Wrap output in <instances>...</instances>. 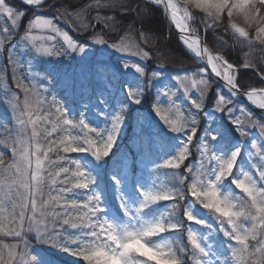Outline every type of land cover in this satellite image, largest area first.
I'll use <instances>...</instances> for the list:
<instances>
[{
	"label": "snow or ice",
	"instance_id": "snow-or-ice-1",
	"mask_svg": "<svg viewBox=\"0 0 264 264\" xmlns=\"http://www.w3.org/2000/svg\"><path fill=\"white\" fill-rule=\"evenodd\" d=\"M22 3L39 8L45 0H22ZM148 3L163 6L168 19L180 34V42L192 54L194 62L199 60L203 62L202 67L210 68L211 73L223 81L232 97H245L264 110V67L249 58V53L257 50V46L264 53V0H148ZM92 8L135 12L140 16L147 10V4L133 7L132 0H93L88 8L80 11L58 10L56 19L64 20L74 31L92 29L93 45H106L117 53H127L141 60L150 58L149 52L130 38L121 37L119 42H109L102 32H96L97 25L113 31L117 17L101 15L97 11L89 20ZM0 16L10 20L11 29H16L25 12L9 5L7 0H0ZM234 18L241 19L243 26ZM201 26L205 35L216 36L211 48L201 37ZM221 27L228 39L217 35ZM11 29H0V50H4L5 45L9 46L8 63L12 65L13 80L16 87L23 91L24 98L20 101L15 93H11L7 101L17 127L8 130L7 120L0 122V127L7 131V135L0 137V145L10 148L12 154L11 160L6 161L5 154L0 152V236L19 238L23 248L19 243L0 241V264H42L40 258L33 255L32 250L29 251L23 237L26 232H35L39 243L77 257L83 264H106L113 260L117 264H160L161 260L164 264H264V124H258L243 108L240 109V116L226 117L244 141L251 139L245 127L259 129L258 138L251 139L248 145L249 168L240 167L244 151L242 146H236L227 154L216 149L219 135L218 131L211 130V123L195 145L200 155L199 163L190 166L185 161L193 155L191 147L197 139L196 126L200 123L197 114L190 110L185 114L179 105L163 109L156 104V117L170 133L180 134L183 139L174 155L151 168L152 177L157 178L152 179L148 187H137L138 199L134 205L119 192L120 181L113 178L118 189L116 199L125 218L123 222H117L105 215L101 195L93 188L95 178L80 161L72 158L73 168L61 163L68 160L67 156L52 160L49 154L62 151L65 154H87L97 161L107 158L124 125L123 113L129 102L140 104L142 101L140 88L125 89L127 102L120 105V111L105 117L107 123L110 118V127L107 123L104 129L93 127L83 115L79 119L71 117L65 105L55 96L48 104L44 96L48 89H40L36 83L37 79L47 77L33 71L31 62L28 70L31 86L20 78L17 69L21 65L16 52L17 49H26L34 53V59L62 58L84 54L87 45L74 40L52 18L39 14H34L23 35L15 33L19 35L15 46ZM34 30L41 34H33ZM141 38L152 48L157 47L144 34ZM229 45L249 50L241 66L244 69L258 68L261 86L244 85L238 80L236 65L240 60L238 57L235 62H230ZM156 58L161 69L170 62L158 51ZM260 61L264 62V55ZM123 67L145 76V69L138 63L126 61ZM156 75L157 72H153V77ZM175 79L183 89V99L197 112L204 111V99L211 84L202 70L183 77L176 76ZM0 84L5 90L4 95H8V85L4 83L2 72ZM193 89L198 95L191 94ZM163 94L175 104L172 100L175 92L165 91ZM230 103V99L219 96L207 118L213 121L215 116L212 114H223L226 110L231 114ZM57 132L62 135L55 140L49 139ZM53 165H57L58 170ZM161 168L175 170L171 172L169 181L158 179ZM182 169L187 171V176ZM226 181H230L231 191L222 190ZM79 189L87 191L74 192ZM68 193L83 196L84 199L81 202L77 198H68ZM209 193L215 194L229 209L228 214L221 215L207 206ZM157 205L164 206L161 214L146 219V211ZM195 205H199L215 223L194 215L192 208ZM193 226L207 230V235H202ZM69 228L76 232L66 234ZM216 235L224 238L225 248L221 253L215 252L210 242V238ZM128 236H135L139 245L129 247Z\"/></svg>",
	"mask_w": 264,
	"mask_h": 264
},
{
	"label": "rangeland",
	"instance_id": "rangeland-1",
	"mask_svg": "<svg viewBox=\"0 0 264 264\" xmlns=\"http://www.w3.org/2000/svg\"><path fill=\"white\" fill-rule=\"evenodd\" d=\"M13 1L29 9L36 8L34 6L32 7L23 5L22 2H19L17 0ZM47 1L49 0H45V3ZM8 4L15 7L10 3ZM17 9L24 11L25 16L21 19L20 22H18L16 29H11L10 20H8L4 16H0V29H2L3 27H9L13 31V46H15V40L19 39V35H23L29 23L28 22L25 26L23 25L25 17L27 15V11L20 8ZM39 15L50 18L43 14ZM52 19L55 23L58 24L59 27L68 32L69 35L73 38L71 34V27L68 23H65L64 20H57L54 18ZM16 32H18L19 35H15ZM33 34L40 35L41 33L37 30H34ZM60 42L62 43V41ZM8 47V45H5L4 50H0V72L3 73L4 83L8 85L9 89V94L5 97L10 99L11 93H15L19 97L20 101H23L24 93L16 87L15 81L13 80L12 65L8 63ZM16 55L21 65V67L17 69V73L20 78L23 79L26 84H29V86H31L32 79L28 76V70L31 62V68L33 71L39 72L41 76L47 77V79L43 80L37 79L36 83L38 88L48 89V92L44 93L48 104H51L52 98L53 96H55L60 103L65 105L70 116L76 119H79L81 115H83V118L86 121L88 119H105L106 116L120 111V105L127 102L125 89L140 88V91L142 93L141 103L131 104L129 102L126 111L134 112L133 124L137 129V133H143L148 148L150 146V149H154L153 154L156 156V158L152 163L147 161H138L135 166L132 167V160L130 156H127L126 158H124L122 163L117 166V170H119L118 172L121 176V179L125 183V188L123 190L124 197L134 204L138 199V192L136 191L137 187H148L152 183L151 168L154 167L155 164H162L164 159L169 158V156L171 155H174L177 148L180 146V141L183 139L181 136H179L180 134L170 133L163 125V123L159 120V117H156L154 112V106L156 104H159V106L163 109H168L169 107L174 108L175 105H179L181 110L185 114H187L189 110L197 114V118L200 121V123L196 126L198 128L197 139H194L193 141V146L191 147V152L193 155L189 158V160L185 161L186 164L190 166L198 165L200 155L195 145L198 144V137L203 135L204 129L207 128L211 123V130L218 131L219 135V139L215 143L216 149L227 154L236 146H242L244 151L241 155L240 167H243L244 169L249 168V158L247 157L248 145L250 144L251 139L258 138L259 129L245 127V131L248 133V136L251 139L248 141H244V138L239 137L238 133H236L228 123L227 118L232 119L233 116H240L241 108L244 109L245 113L250 114L252 119L253 114L255 113L251 111L246 104L239 102L233 97H230L228 94L224 93V91L217 85L216 86L218 87V90L213 106L212 104L210 105L208 103V90V94L204 99V111L197 112L196 109L192 108L188 101L183 99V89L180 88L175 79L176 76L183 77L185 75H191L197 70L183 69L176 71H148L149 66L147 65V63L149 59L141 60L140 57L129 56L127 53H117L115 50L108 48L106 45H93L92 43L87 45V50L84 54H73V56L71 57H45L34 59V53L29 52L26 49H17ZM126 61L130 64L138 63L139 66H142L145 69V76L141 77L137 72H135L134 69H125L123 67V64ZM153 72H157V75L155 77H153ZM202 72L204 77L209 79L210 84L214 83L206 68L203 67ZM152 87L155 89V101H153L148 92ZM0 88L3 89L4 93L5 90L2 84H0ZM165 91L176 93V96H173L172 98V100L175 102L174 105L171 101L168 100L166 96H164L163 93ZM191 94L194 96L198 95L195 89L192 90ZM221 95L234 102L233 105H228V108L232 110V113L230 114L227 110L223 114L217 112L215 114H212L215 116V119L213 121H210L207 118V115L214 110L216 101ZM8 99L5 100L4 111H6L5 113L11 115V109L7 105ZM85 107L88 108L89 114L83 113L82 110H84ZM125 112L123 113L125 120L124 125L118 135L115 146L113 147L110 155L107 158H112L114 156V152L125 141L128 131V119ZM261 120L264 121V119L262 118ZM44 126L48 128L51 127L50 125ZM110 126L111 125L109 118L108 127ZM30 133L31 129L29 128L28 134L30 135ZM135 148L136 146H133L134 150H136ZM77 159L83 165L85 170L92 167L97 170L100 165H102L103 168L106 167V165L103 163V160L97 161L92 156L87 154H79V157ZM111 163L113 162L111 161ZM67 166H69V164ZM110 170L112 171L111 168L109 169V171ZM46 174L47 173H45V175ZM146 174L147 178H145ZM184 174L186 176L188 175L186 170H184ZM104 177L105 174L103 175V178ZM60 186L64 187V185H58L57 187ZM222 190L225 192L232 190L230 181L225 182L224 186H222ZM115 193H118L117 187ZM107 201L110 200L108 199ZM116 205L117 207L115 209L111 208L109 211L115 219L123 222L125 218L123 217V212L120 210L117 199ZM163 210V205L153 206V208L146 211L145 218L153 219L159 216ZM192 211L194 215L207 219L209 223H215V221L210 216H208V214L202 208H200L199 205H195L192 208ZM193 227L202 235H207V230L201 229L199 228V226ZM210 242L213 243L215 252L221 253L224 251L225 244L222 235L211 237Z\"/></svg>",
	"mask_w": 264,
	"mask_h": 264
},
{
	"label": "trees",
	"instance_id": "trees-1",
	"mask_svg": "<svg viewBox=\"0 0 264 264\" xmlns=\"http://www.w3.org/2000/svg\"><path fill=\"white\" fill-rule=\"evenodd\" d=\"M7 2L14 5L16 8L24 9L27 11V15L23 23V25L25 26L31 19L34 18V14H43L50 18L56 19L58 10L60 12L80 11L81 9L88 8V6L93 3V0H49L42 7L35 9L26 8L13 0H7ZM137 4H140L141 6L145 4L148 5V8L143 15L137 16L135 12L120 13V12H112L111 10H106V9L97 10L95 8H92L89 12L88 19L90 20L92 16H95L97 14V11H99L101 15L116 16L117 23L113 31L102 29V26L100 25H97L95 27V31L102 32L105 36V39H107L109 42H113V41L119 42V39L121 37H126L134 40L141 48L149 52L150 58L147 63V65L149 66L148 71H153V70L176 71L183 69L202 70L203 67L201 66V64L198 61L194 62L193 57L186 51V49L180 42L179 37L174 32L167 18L164 16L163 12L157 7L151 5L150 3L144 0H132L133 7H135ZM193 11L198 12V10L195 9H193ZM234 21L240 24L241 26H243V21L241 19L234 18ZM197 24H199L198 20H197ZM92 32H93L92 29H89V31L87 32L74 31L73 28L71 27V34L73 38L76 41L84 43L86 45L91 43ZM141 34H144L148 38V40L151 43H155L157 47L154 49L150 46V44H146L144 39L141 38ZM217 35L223 37L224 39H228V35L225 34L223 27L217 30ZM201 37L202 39L205 40V42L209 45L210 48L213 46L214 42H216V36L211 34L205 35L202 30V26H201ZM258 49L259 46H257V50H253L251 53H249V50L246 48L244 49L233 48L231 47V45H229L228 47V51L230 52V62H235L239 57L240 63L236 65L239 70L238 80L244 85H252L257 87L261 86L259 75L257 74L259 69L258 68L244 69L241 66L245 54L249 53V58L253 60V63H257L259 64L260 67H264V62L260 61V57L264 55V53L260 52ZM157 51L159 52L160 55L166 56L170 59V62L166 63L163 69L160 68V63L156 58ZM154 90L155 89L152 87L148 91L153 101H155ZM217 90L218 87L214 83H212L209 89V96H208V103L210 105L212 104V106L216 99ZM5 96L7 95H4L3 89L0 88V122H2L3 120H7V129L11 130L16 128V124H15V120L11 117V115L5 113L6 111H4V103L5 100L8 99ZM233 104L234 102L230 103V106ZM82 111L85 114L87 113L89 114L87 107H85L84 110ZM125 114L128 119V131L124 143L118 147V149L114 152V156L112 158H105L103 160V163L106 165L105 168H103V166L100 165L97 170H95L94 167L86 169V171L90 172L94 176L95 182L97 181L93 185V188L101 195L103 201L102 206L106 209L105 215L108 218L113 219L117 222L120 221L115 219L114 216L109 211L111 208L115 209L117 207L116 205L117 193H115L117 185L114 183L113 180L114 177L115 179L120 181V193L124 196L123 190L125 188V183L121 179V176L118 172L119 170H117V166L121 164L124 158H126L127 156H130L132 160V167H134L138 161H147L152 163L153 160L156 158V156L153 154L154 149L153 148L150 149V146L148 148L143 133L140 134L137 133V129L133 124L134 112L126 111ZM253 119L258 124L260 123L264 124V121L261 120V118H259L255 114H253ZM87 122L91 124L93 127L100 129H104L107 123V121L104 118L98 120L88 119ZM5 135H7L6 129L0 127V137H3ZM13 135L15 136V132H13ZM60 135H62V133L60 132L54 133L52 137H49V139L55 140L57 136ZM90 135L94 136V134H90ZM42 143H45V141L42 140ZM133 146H136L135 148L136 150L133 149ZM0 152H3L5 154L6 161L11 160L12 154L10 148H5L3 145H0ZM49 155L52 160H56L58 156L61 157L67 156L68 160L62 161L61 163L64 164L65 166L69 164V166L73 168L74 165L71 166V159L79 157V153L65 154L62 151L52 152ZM111 161L113 163H111ZM52 167L58 170L57 165H53ZM107 167L109 169L111 168L112 171L111 170L109 171ZM172 171L175 170H167L163 168L159 169L158 179L164 182L169 181L171 179L170 174ZM182 171L184 170L182 169ZM164 173H169V175L166 176L164 175ZM104 174L105 177L103 178ZM145 178H147V174ZM156 178H157L156 176H153L151 180ZM85 191L87 190H83V189L74 190V192H79V193H83ZM45 192H47V188H45ZM67 197L77 198L81 202L84 199L83 196L76 197L72 193H68ZM108 199L110 201H107ZM129 203L131 204L132 202L129 201ZM132 204L134 205V203ZM57 227L59 228L60 225L58 224ZM64 227L66 228L67 226ZM75 232L76 230L69 228L67 229L66 234L75 233ZM23 237L24 240H26L28 243L29 251L32 250V254L40 258L42 264H83V262L79 260L77 257H73L68 253L63 252L60 249L51 248L49 245H44L39 243L36 239L35 232H30V233L26 232L23 234ZM0 241H3L4 243H19L21 245V248H23V244L21 243L19 238L0 236ZM185 243H187L186 240Z\"/></svg>",
	"mask_w": 264,
	"mask_h": 264
},
{
	"label": "water",
	"instance_id": "water-1",
	"mask_svg": "<svg viewBox=\"0 0 264 264\" xmlns=\"http://www.w3.org/2000/svg\"><path fill=\"white\" fill-rule=\"evenodd\" d=\"M17 1L22 2V0H17ZM144 1L148 2V0H144ZM153 6L157 7L158 9H160V10L163 12V14L166 16V18L168 19L167 14L165 13V11H164L162 5H161V6L153 5ZM32 7H33V6H32ZM168 21L170 22L169 19H168ZM170 24H171L172 28L174 29V31L176 32V34L178 35V37H179L180 34H179L178 30L175 28V26H174L171 22H170ZM184 48H185V47H184ZM185 49H186V48H185ZM186 51H187V49H186ZM187 52H188V51H187ZM190 54H191V53H190ZM191 55H192V54H191ZM198 62H199L201 65L203 64V62H201V61H199V60H198ZM204 68H206V69L208 70V72H209V74H210V77H211V79L213 80V82L215 83V85H217L220 89H222V90L224 91V93H226V94H228L230 97H232V96L230 95V93L228 92L227 87L224 86L223 81H221L218 77H216L214 74H212L211 71H210V68H207V67H204ZM233 98H234L235 100L239 101V102H242V103L246 104V105L249 107V109H250L251 111H253L256 115H258L259 117H261L262 119H264V111H263V110H258V109H256L254 106H252V105L250 104V102H249L245 97H242V96H236V97H233Z\"/></svg>",
	"mask_w": 264,
	"mask_h": 264
},
{
	"label": "clouds",
	"instance_id": "clouds-1",
	"mask_svg": "<svg viewBox=\"0 0 264 264\" xmlns=\"http://www.w3.org/2000/svg\"><path fill=\"white\" fill-rule=\"evenodd\" d=\"M247 191V189H245ZM208 204L207 206L211 209H214L216 212H219L221 215L228 214L229 209L225 207L221 201L216 197L215 194L209 193L207 196ZM139 245V240L135 236H128V246L134 247ZM155 255V254H153ZM106 264H117L116 261H109ZM160 264H164V261L161 260Z\"/></svg>",
	"mask_w": 264,
	"mask_h": 264
},
{
	"label": "bare ground",
	"instance_id": "bare-ground-1",
	"mask_svg": "<svg viewBox=\"0 0 264 264\" xmlns=\"http://www.w3.org/2000/svg\"><path fill=\"white\" fill-rule=\"evenodd\" d=\"M250 104H251L252 106H254L256 109L261 110V109L257 108L255 105H253L251 102H250ZM263 111H264V110H263Z\"/></svg>",
	"mask_w": 264,
	"mask_h": 264
}]
</instances>
